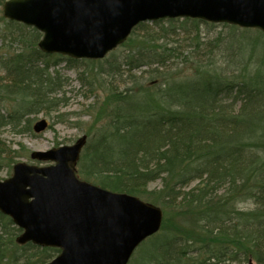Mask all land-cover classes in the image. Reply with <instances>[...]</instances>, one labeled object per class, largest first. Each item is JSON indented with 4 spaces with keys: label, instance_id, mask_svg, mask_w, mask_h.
<instances>
[{
    "label": "trees",
    "instance_id": "trees-1",
    "mask_svg": "<svg viewBox=\"0 0 264 264\" xmlns=\"http://www.w3.org/2000/svg\"><path fill=\"white\" fill-rule=\"evenodd\" d=\"M6 1L0 0V7ZM3 21L0 49L9 45L0 53V101L17 106L6 111L0 104V132L11 127L21 134L30 131L27 117L51 114L63 103L58 95L67 83L51 69L63 62L75 68L87 60L46 55L38 48L39 31ZM162 22L155 23V31L154 25H139L121 46L125 55L114 65L106 60L109 76L124 78L129 72L131 85L101 84L108 115L99 137L84 148L77 175L160 207L165 218L172 211L130 264H264V60L254 54L264 34L221 25L229 30L227 38L220 33L204 44L200 25H215L185 19L181 23L193 25V32L184 26L181 30L192 35L187 46L194 44L198 56L187 58L193 69L178 76L170 64L181 53L164 43L170 38ZM253 31L258 36L251 37L248 32ZM137 33L142 34L140 45L133 47ZM222 45L230 57L224 65L212 58ZM142 70L153 81L149 86L137 79L145 75H132ZM242 202L252 207L240 209ZM165 224L167 229V224L174 226L167 230ZM21 233L0 213V264H48L60 254L56 248L19 245Z\"/></svg>",
    "mask_w": 264,
    "mask_h": 264
},
{
    "label": "water",
    "instance_id": "water-1",
    "mask_svg": "<svg viewBox=\"0 0 264 264\" xmlns=\"http://www.w3.org/2000/svg\"><path fill=\"white\" fill-rule=\"evenodd\" d=\"M3 16L43 34L39 49L74 60H102L141 23L196 19L264 33V0H7ZM48 128L41 120L36 133ZM88 137L34 152L45 166L18 163L0 181V212L23 230L17 243L60 249L48 264H129L156 235L163 211L138 197L114 193L76 174ZM248 264H254L249 261Z\"/></svg>",
    "mask_w": 264,
    "mask_h": 264
},
{
    "label": "rangeland",
    "instance_id": "rangeland-1",
    "mask_svg": "<svg viewBox=\"0 0 264 264\" xmlns=\"http://www.w3.org/2000/svg\"><path fill=\"white\" fill-rule=\"evenodd\" d=\"M3 19V11L2 7H0V32L6 27V22L3 21ZM178 20L180 22L174 24H169L167 21H163L161 23V27H164V29L167 30L165 31L168 33L167 35H169L167 38H170L164 40V43L168 47H176L177 52L181 53L179 57H174V60L172 59L170 65H172L173 69L178 70L177 73L180 74L178 76H182L184 74H189V70L193 69V65L187 64V58L192 60L196 55L198 56V54H196L195 50L197 49L195 48L194 44L190 47L187 46L191 45L190 38L192 35H188L187 33L185 34L183 32L185 30H181V27L184 26L189 32H193L194 26L191 24L181 23V21L184 20ZM149 25H154V27L151 28L152 30H158V27H155V24ZM213 25L215 26L211 27L210 25H200L199 30L201 32V37L203 38L202 43L205 44L209 43L210 41H215L216 38L219 37L218 35L220 33H222L223 37L227 38L226 35L229 32L228 29L223 28L221 24ZM172 31H174V34H169ZM248 33L251 34V37L253 38L258 36V33L255 31ZM141 36V33H137L136 38L138 40L133 45V47L140 45ZM223 40L226 41L225 38ZM224 43L226 45V42ZM7 45L4 44L5 47H7ZM1 46H3V44L0 41V48ZM158 46L159 44H157V47ZM5 47L0 49V53L1 51H5ZM223 47L224 46L222 45L221 49H215L212 53L213 60L220 65H224L230 60V57H227V52ZM257 47L258 49L254 51V54L257 55L258 59L264 60V42H259ZM124 49L125 48L121 47L118 48V54L116 57H114V59H112V57L109 58V55L105 59L101 60L100 62L103 64L91 63L87 61L86 65L73 68L63 62L58 67H53L51 69L52 73H55V70H58L60 72L61 79L67 83L64 93L58 95L59 98L63 99V103L58 107L57 111L52 112L51 114L41 113L27 117L26 119L30 122L29 124L26 122L25 126H28L30 131L27 130L24 133L18 134L12 130L13 128L11 127H5L1 129L0 181L11 178L13 175V167L18 163H27L30 165L41 166L40 163L31 160L30 156L34 152H46L61 146H71L84 135L88 136V144L99 137V134L102 132L101 128L108 115L107 94L103 91L104 89L101 87V84L108 86L110 83L118 87L124 84L125 86L123 88H128L131 85L130 82L132 79L130 78L131 74L129 72L124 74V78H113L114 76H109L108 72L110 67L106 63L107 60L112 63V65L116 64V61L120 59L117 57L121 53L122 55H125L126 49ZM244 50L246 55H248L247 53H249V48L244 46ZM198 52H200V48ZM53 60L54 59H51V61ZM261 63V73L264 75V63ZM101 66H103L102 70H100ZM230 69L242 70L241 68L237 67H232ZM240 70L236 71V73L229 72V75H238ZM144 73L145 72L142 70L134 72L132 75H134V77H140L144 76ZM243 73L244 72L242 70V74ZM96 74H99V76H96ZM3 76V73L0 72V77ZM146 77H148V75H145L144 79H142L143 77L137 78L140 82L142 81V85L144 87L153 83V81L146 79ZM0 104L6 111H11L17 106L16 102H4L2 100L0 101ZM41 120H46L48 122V128L44 132L36 134L33 131V127ZM158 185L159 183L152 184L150 190H153L154 187H158ZM238 207L240 209H249L252 207V204L242 202L239 203ZM172 214V211H169L166 218L164 215V220L169 219ZM167 226L168 229L165 224V228L169 230V228L173 227L174 225L169 226V224H167Z\"/></svg>",
    "mask_w": 264,
    "mask_h": 264
}]
</instances>
